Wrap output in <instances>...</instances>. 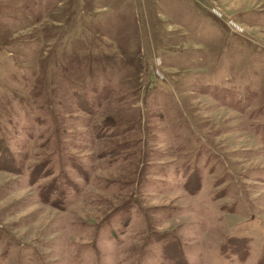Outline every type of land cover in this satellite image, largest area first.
Returning a JSON list of instances; mask_svg holds the SVG:
<instances>
[{
	"label": "rangeland",
	"instance_id": "374dc122",
	"mask_svg": "<svg viewBox=\"0 0 264 264\" xmlns=\"http://www.w3.org/2000/svg\"><path fill=\"white\" fill-rule=\"evenodd\" d=\"M0 264H264V0H0Z\"/></svg>",
	"mask_w": 264,
	"mask_h": 264
}]
</instances>
